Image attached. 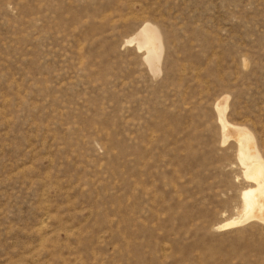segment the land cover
Listing matches in <instances>:
<instances>
[{
	"label": "rangeland",
	"instance_id": "374dc122",
	"mask_svg": "<svg viewBox=\"0 0 264 264\" xmlns=\"http://www.w3.org/2000/svg\"><path fill=\"white\" fill-rule=\"evenodd\" d=\"M224 102L264 161V0H0V264H264Z\"/></svg>",
	"mask_w": 264,
	"mask_h": 264
},
{
	"label": "bare ground",
	"instance_id": "6f19581e",
	"mask_svg": "<svg viewBox=\"0 0 264 264\" xmlns=\"http://www.w3.org/2000/svg\"><path fill=\"white\" fill-rule=\"evenodd\" d=\"M137 36L143 39L146 53L145 60H147L151 68H157L156 63L159 62V42L154 31L152 28L144 25L138 31ZM219 106L217 104L215 107L217 108L221 129L224 132L223 135L234 137L238 148L236 152L238 154V161L244 167L243 170L245 172L243 174L245 178L252 183L253 187L245 189L241 193V206L238 215L227 219L217 227V230L237 227L251 219L264 221V161L257 151L253 137L249 131L244 127L230 125L224 116L226 103L224 102L223 106Z\"/></svg>",
	"mask_w": 264,
	"mask_h": 264
}]
</instances>
